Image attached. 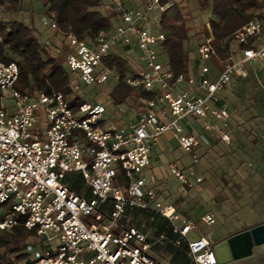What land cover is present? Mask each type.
Segmentation results:
<instances>
[{"label": "built area", "instance_id": "1", "mask_svg": "<svg viewBox=\"0 0 264 264\" xmlns=\"http://www.w3.org/2000/svg\"><path fill=\"white\" fill-rule=\"evenodd\" d=\"M109 3L126 28L79 40L59 32L51 11L40 19L67 45L71 88L118 82V72L106 67L118 54L127 67L123 82L158 97L144 102L132 120L111 122L103 117L109 105L103 100L71 106L72 96L19 90V66L0 59V232L19 223L35 232L20 264H158L149 254L153 243L127 219L133 208L151 210L169 221L175 245L187 242L192 264H219L211 233L190 239L196 225L160 198L165 180L144 171L155 141L171 134L190 155L188 166H168L171 175L187 188L201 180L193 169L198 150L210 147L211 135L230 143V106L222 94L248 77V68L264 66V18L237 29L222 57L209 34L188 73L176 75L160 30L170 0ZM131 50L137 59L123 56ZM197 125L200 132H193ZM73 174L82 181L80 193L66 183ZM200 221L214 225V214L205 212Z\"/></svg>", "mask_w": 264, "mask_h": 264}, {"label": "rangeland", "instance_id": "2", "mask_svg": "<svg viewBox=\"0 0 264 264\" xmlns=\"http://www.w3.org/2000/svg\"><path fill=\"white\" fill-rule=\"evenodd\" d=\"M170 2L173 6L168 13L179 12L186 21L189 38L185 48L190 53L192 64L197 59L196 47L209 30V20L214 18L209 11L199 10L198 0H170ZM24 7L28 8L21 13L1 10L0 19L19 20L24 24L36 26L42 32L43 40L51 41L54 47L60 49L59 55L65 59L64 56L68 51L65 41L62 37H55L40 23L39 2L24 0ZM153 22V20L150 21V23ZM119 25L127 27V24L120 20L115 23V26ZM53 53V55L57 54ZM127 55L134 60L137 59L136 50L123 52L124 57ZM248 70V77L236 81L232 88L223 93L226 102L232 107L231 110L235 109L230 121H233L239 111L243 112L242 120L254 118L255 123L264 121V66L248 68ZM112 87L111 83L91 86L80 83V87L75 91L81 94L84 102L100 99L109 103L103 115L107 121L115 122L116 119H121L122 122H128L129 118H134L137 110L144 106L142 104L137 107L139 99L136 92L131 93L123 105L115 106L109 96ZM8 107L12 108V105L8 103ZM243 122L238 126L239 132L242 133L241 144L225 145L217 140V137H213L212 141L218 146L203 149L199 162L193 165V169L201 180L192 188L180 185L168 169V164L171 162L183 161L190 164V155L184 153L174 140H170L168 149L160 152L155 150L153 154L154 167L165 180L162 191L165 196L163 201L174 205L183 217L196 225V231L189 235L190 239L210 232L213 241L218 244L226 242L230 236L238 232L264 223V163L254 153L256 144L258 146L264 143L261 140L264 131L261 130L262 127L261 129L251 128V123ZM231 133L235 134L234 131ZM159 142L160 139L156 140L155 144ZM198 152H201V149ZM222 171H225L227 176H224ZM151 173L149 169L144 171L146 177H149ZM249 174L253 176L249 177ZM205 212L214 214V225H206L200 221V217ZM152 232L147 229L145 235L151 239ZM153 246H151L150 255L156 262L172 264L170 257L162 251L163 244H160L158 249ZM228 264H264V245L254 248L250 257L237 261L231 260Z\"/></svg>", "mask_w": 264, "mask_h": 264}, {"label": "trees", "instance_id": "3", "mask_svg": "<svg viewBox=\"0 0 264 264\" xmlns=\"http://www.w3.org/2000/svg\"><path fill=\"white\" fill-rule=\"evenodd\" d=\"M37 1L40 5L39 19L46 11H51L59 32L74 35L79 40L105 34L113 30L115 23L119 21L118 13L109 0ZM197 4L199 10L209 11L214 18L209 20V30L205 37L209 34L214 36L221 57L229 47L231 35L237 29L253 18H264V0H198ZM27 8L24 7V0H0V11L6 9L11 13H21ZM185 22L179 12L164 13L160 19V30L166 37L163 52L169 67L176 75L188 73L191 67L190 53L185 48L189 38ZM0 37V59L4 62H15L19 66V90L72 96L71 106L83 101L81 94L76 93L70 86L74 75L67 69L65 59L59 55L60 49L54 47L51 41L43 40V34L36 26L19 20L0 19ZM219 43H222L224 49L219 47ZM53 52L57 54L53 55ZM106 61V67L117 71L120 76L118 82H111L113 87L109 96L112 104L117 107L123 105L133 92L138 94L137 107L146 101L157 99V93L134 91L123 82L127 67L118 54L110 56ZM202 152L203 149L199 153L200 157ZM66 183L71 190L80 193L82 181L78 174L68 176ZM127 219L131 226L144 234L147 229L153 231V237H147V240L157 249L163 244L162 251L170 257L172 264H192L187 242L182 241L180 245H175L176 235L172 233L166 218L151 210L133 208L129 210ZM34 238L35 232L25 229L22 223L9 231L0 232V264L22 263L26 259L23 248L33 242Z\"/></svg>", "mask_w": 264, "mask_h": 264}, {"label": "crops", "instance_id": "4", "mask_svg": "<svg viewBox=\"0 0 264 264\" xmlns=\"http://www.w3.org/2000/svg\"><path fill=\"white\" fill-rule=\"evenodd\" d=\"M241 81V80H240ZM222 96H223V98L225 99V95L224 94H222ZM226 100V99H225ZM230 106V105H229ZM231 108L232 107H230V119H231V116H233L234 114H233V111L235 110H231ZM236 110H238V108H236ZM239 111V110H238ZM238 115L237 116H235L234 118H233V121H230L229 120V123H228V133H229V136H230V143L229 144H241L242 143V133H241V131L239 132V127L238 126H240L242 123H244L243 121H245V123L247 124V123H251V128H259V129H261L260 127H262V129L261 130H263L264 131V121L263 120H260L258 123H255V120H254V118H247V119H245V120H242L241 119V117L243 116V112L241 111H239L238 113H237ZM236 118V119H235ZM133 118H129V121L130 120H132ZM196 128H195V130L193 131V132H200V126L199 125H197V126H195ZM188 132H191V129H186ZM231 131H234L235 132V134H233V133H231ZM263 136H264V132H262V135H261V140L262 141H264V139H263ZM213 137H216L215 135H211L210 136V141H211V145H210V147L211 146H218L217 145V143H215V142H213L212 141V138ZM174 140L175 141V143H176V140L174 139V137L171 135V134H165V135H163L161 138H160V142L158 143V144H155V146L153 147V149H152V151H151V154H150V166H149V170L151 171V172H153V173H155L159 178H162L159 174H160V172L158 171V170H156V168L154 167V163H153V154L155 153V150L157 151V152H160V151H163V150H165V149H168L170 146H169V144H170V140ZM217 140H219L218 138H217ZM220 141V140H219ZM221 142V141H220ZM223 143V142H222ZM223 144H225V143H223ZM226 145V144H225ZM209 147V148H210ZM256 147V148H255ZM254 148L256 149L255 151H254V153L257 155V158H259L260 160H261V162L262 163H264V143H262V145H258L257 146V144H256V146H255ZM208 149V148H207ZM171 163H174V164H176L178 167H180V168H182V167H186V166H188L189 164H186V162H183V161H178V162H171ZM171 163H169L168 164V166L171 164ZM248 166H250V164H248ZM222 174L224 175V176H227V173L225 172V171H222ZM253 176V174H249V177L250 176ZM230 176V175H229ZM251 176V177H252ZM160 198L163 200V198H165V196H164V194H162L161 196H160ZM195 239V238H194Z\"/></svg>", "mask_w": 264, "mask_h": 264}, {"label": "water", "instance_id": "5", "mask_svg": "<svg viewBox=\"0 0 264 264\" xmlns=\"http://www.w3.org/2000/svg\"><path fill=\"white\" fill-rule=\"evenodd\" d=\"M221 243H225L230 257V260L226 264L231 260L237 261L250 257L253 254L254 248L264 245V223L238 232L230 236L226 242ZM219 244L215 243L214 252L218 263L225 264L217 251V245Z\"/></svg>", "mask_w": 264, "mask_h": 264}, {"label": "bare ground", "instance_id": "6", "mask_svg": "<svg viewBox=\"0 0 264 264\" xmlns=\"http://www.w3.org/2000/svg\"><path fill=\"white\" fill-rule=\"evenodd\" d=\"M217 251L219 253L220 258L226 264L230 260V257L226 249L225 243H220L219 245H217Z\"/></svg>", "mask_w": 264, "mask_h": 264}]
</instances>
